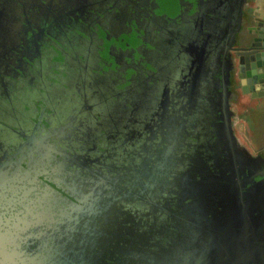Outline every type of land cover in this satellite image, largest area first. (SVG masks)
<instances>
[{"label":"flooded vegetation","instance_id":"flooded-vegetation-1","mask_svg":"<svg viewBox=\"0 0 264 264\" xmlns=\"http://www.w3.org/2000/svg\"><path fill=\"white\" fill-rule=\"evenodd\" d=\"M48 1L53 0H0V160L29 137L42 142L38 150L30 144L27 153H51L49 159H42L43 165L20 181L37 185L38 193L26 199L29 203H25L23 220L19 221L16 212L13 222L1 227L9 237L4 242L0 238V248L22 249L29 243L67 253L73 222L68 228V218L61 215L71 208V199L62 188L79 184L86 171L84 165L110 148L114 153L120 151V157L108 156L115 170L92 167L111 179L106 178L107 185L98 180L97 190H103V196L107 192L108 205L113 206L108 211L109 222L122 220L114 230L133 228L129 214L146 216L142 203L147 202L128 193L119 199L122 192L114 180L120 182L116 175L122 177L125 192L133 190L145 197L149 187L144 159L150 153L160 157L168 144L175 146L170 133L167 141L152 136L172 128L185 136L180 142L184 148L178 149L183 159L178 157L166 168L171 170L176 165L173 177L183 183H179L181 194L167 190L163 205L169 210L158 209V213L179 215L169 219L170 228L179 230L182 236L172 245L175 258H169L168 264H190L189 250L199 246L194 242L196 236L213 235L219 226L211 220L222 221L226 206L233 227L237 199L243 198V193L247 195L250 188L257 193L263 186L260 158L253 156L258 161H246L250 171L245 169V159L233 153L235 147L225 136V120L219 110L222 80L229 94L238 84L240 71L235 44L227 52L217 51L214 44L219 49L228 29L236 28L235 22L226 25V14H237L238 0ZM232 1L233 10L228 8ZM250 18L242 9L243 25L255 27L253 20L245 24ZM209 108L214 113H206ZM69 129L73 130L71 135ZM233 140L236 143V138ZM217 146L222 147L221 154H216ZM29 159L26 156L24 161ZM180 160L184 166H180ZM224 196L226 205L220 200ZM116 205L129 213L115 216ZM98 213L94 208L91 215L95 231L102 228ZM96 244H92L95 257L85 260L82 246L71 263L139 262L126 263L128 258L113 255L114 248ZM97 252L101 253L99 257ZM228 253L227 247L219 248L221 257ZM3 254L0 250V256ZM159 261L152 259L148 264ZM58 263L63 261L59 259Z\"/></svg>","mask_w":264,"mask_h":264},{"label":"water","instance_id":"water-1","mask_svg":"<svg viewBox=\"0 0 264 264\" xmlns=\"http://www.w3.org/2000/svg\"><path fill=\"white\" fill-rule=\"evenodd\" d=\"M234 3V1H232V3L230 2L228 8L233 10ZM237 5L236 15L234 12H228L226 14L228 17L226 25L232 26L235 22L236 28L231 29L230 27L228 29V37L225 41H222V45L219 49L215 44L214 46L217 51H221L222 49L224 52H227L228 47L230 48L235 44L233 46L235 59L237 60L240 73H244L242 78V92L250 93L252 98L264 97V21L250 18L245 24L254 20L256 22L258 21L257 25H255V27H246L245 25L244 32H241L243 31L241 26L244 24V22H241L244 0H238ZM222 82V99L221 105H219V110L225 120L223 125L224 129H226L224 130L226 134L225 136H228V139L230 138L231 143L235 147L233 153L238 152L242 155L245 159L244 167L246 170L250 171V166H248L249 164H247L246 161L253 162L258 160L244 154L233 140L235 137L231 127L228 92L225 87V80L223 79ZM213 98L215 97L213 96ZM196 106L198 105L196 104ZM209 111L211 114L214 113L210 108L206 113H210ZM169 129L168 132L164 133L166 135H159L155 132L156 135L152 136V138L167 141L170 139V133L175 141V146L172 144H168V147L165 146L160 157L148 152L150 154L144 159L145 165L143 167L144 174L146 173L147 176V186L149 187L145 197L137 191L128 190L125 192L124 188L126 187V181L122 177L120 178L116 175V178L118 177L121 180L120 182L118 179L117 181L114 180L117 182V189L122 192V196H120L119 199L123 198V193H128L130 196H137L147 202L145 204L142 203V206L144 205L142 209L147 211L146 216L142 214L132 216L129 214V217L133 220V228H130V230L118 231L114 229L117 228L116 226L120 225L122 220L116 221L115 219L113 224L112 222H109L108 211L112 209L113 206H111V204L110 206L108 205V200L106 199L107 192H105L103 196V190H97V188H99L98 180L106 184V178L110 181L111 179L108 178V175L103 174L101 169L96 170L92 167H102L103 170L109 172V170H115L116 166L111 164V159H108L109 153L105 154L107 160L102 153L103 156H96L97 158L95 157L92 159L94 164H91L92 161H90L88 164L84 165L86 171L80 176L79 184H74L70 187L68 186L67 189L62 188L63 192L69 195V199H71L68 203L69 206H71V208L68 206L70 208L69 213L74 214L70 217L67 212L68 217H70L68 218V228L70 222H73L71 224L73 232H68L70 235V244L67 247V253L60 248L56 249L51 246L33 247L28 243V246H23L22 249L17 247H14V249L12 248L11 250L0 248V250H3L4 252V257L0 256V264H59V259L63 261V264H72L71 262L76 258V252L79 253L82 246L84 259L89 261L91 257H95L96 250L92 249V244L94 242H97L96 245L103 246L104 248H114V252L116 253L112 254L117 259L124 257L128 258L126 263L131 262L129 260H136L139 261L138 264H148V261H151L152 259H160L157 264H168L169 258L172 260L175 258L171 253V251L174 250L172 245L174 242L178 243L181 241L182 236L179 230L170 228L169 219L172 215L174 217H179V215L170 212L165 216L164 214L162 215L158 213V209L169 210L163 205V202H165L166 196L168 195L167 190L171 191L174 195L176 193L181 194L179 183L181 184L183 182H178L177 177H173L174 170H177L174 169L176 165H174L173 168L170 167L172 174L170 173L171 170H168L166 167H168L170 163H174L178 157L183 159V156L179 155L178 149L184 148L181 147L182 143L180 142L182 140L184 141L183 137H185L184 134H181L182 132L179 129L174 131L172 128ZM69 133V135H71L73 130L69 129ZM177 135L178 142L175 139L177 138ZM41 142L42 141L38 140L36 137H29L27 138L26 143H23L22 146H19L10 155L5 154L0 160V229L1 227L10 224V222H13V219L16 218L15 216H18L19 221L23 220V217H26V211L23 212L24 209H26L25 203H29V198L36 196L38 193L37 185L32 186V184L30 185V182L28 185H23L20 181L27 179L28 175L33 172L34 168L36 170L38 165H43L51 156L50 152L43 154L40 152L38 153L37 151L38 155H31L32 152L27 153L28 149H30V144L32 147L36 145L34 149L38 150ZM23 146H26L27 148L24 150ZM187 146L188 149L192 150L190 144ZM213 146L215 148L216 145L213 144ZM217 147L218 149H215L216 154H221L222 147ZM32 149L30 151H32ZM53 150L54 149H51V151ZM19 153L21 155L20 157H17ZM195 153H198V150H196ZM112 154L110 155L116 156L114 152ZM26 156L30 158L28 161H24ZM117 156L120 157V153ZM42 159L46 160L43 162ZM220 161L221 160H218V162ZM259 163L264 165V160L260 158ZM179 164L180 166H184L182 160L179 161ZM163 165V170L159 171ZM31 166H33V168H31ZM223 166L226 167L227 165H220V167ZM87 168H89V170H87ZM140 179L144 180L142 177H140ZM251 181L253 183L254 179H251ZM260 183L263 186H260L259 192L255 193V190L250 188L252 192L249 189L247 195L243 193V198L240 197V199H237V205L234 212L235 225L233 227H231L233 224H229L230 215L229 209L226 206L224 209L222 208L225 212L222 216V221L216 223V221L211 220L213 225L217 224L219 226V229L217 227V230H215L211 236L209 234H199L196 236L194 242H198L199 246L197 249H192V247L189 250L188 258H190V264H236L238 262H240V264H264V180ZM216 193L218 194V191ZM27 198L28 200H26ZM226 198V196L220 198L221 204L223 203L226 205ZM2 199L4 200L2 201ZM31 201L32 199L30 202ZM117 201L123 202V200H118V198ZM131 201L134 202V199ZM122 207L123 206L119 205L114 207L115 216L117 215L120 218L124 216L123 214L129 213V210L123 212ZM94 208L99 211L97 216L99 223L102 226L98 231H95L92 228L94 217L91 215ZM239 208H243V210L240 211ZM78 211H80V214ZM16 212L18 213L14 216ZM6 214L7 216H3ZM77 214L81 217L80 225L77 224L79 221V218L76 219ZM215 219L217 220L218 218ZM134 220L137 221L135 225H133L135 223ZM51 223H53V221H51L50 224ZM226 223H228V226ZM110 225L114 227H108ZM8 237L9 235L7 233H2L0 231V238L3 242L4 239L7 240ZM221 246L222 248H224V246L227 247L229 251V253L223 257L219 255V248ZM199 250L201 253L197 252ZM100 254V252H97L96 257H99Z\"/></svg>","mask_w":264,"mask_h":264},{"label":"rangeland","instance_id":"rangeland-1","mask_svg":"<svg viewBox=\"0 0 264 264\" xmlns=\"http://www.w3.org/2000/svg\"><path fill=\"white\" fill-rule=\"evenodd\" d=\"M2 1V0H1ZM58 1H63V0H53V1H48L52 3H57ZM244 9V8H243ZM244 12L248 13L252 19H257L253 6H252V1L246 4ZM244 32V25L241 26ZM235 66V64H234ZM242 75L240 72L238 73L237 79H238V84L236 86L237 89H240L242 86ZM235 88V87H234ZM258 98H252L249 93H241L240 91L234 89L233 91V86L230 88V93L228 94V104H229V110L231 113V127L232 131L234 134V137L236 138V143L237 146L241 149V151L248 155V156H254L257 153V144H254L255 141V132L252 130V110L251 109H258L259 106L261 105L264 107V102L259 103L257 102ZM260 142V141H258ZM245 147V148H242ZM115 150L113 148L106 149L104 151L106 154H112ZM103 152V155L105 156ZM119 152H115V155L117 156ZM250 153V154H249ZM102 155V156H103ZM113 155V154H112ZM107 160V159H106ZM70 208H68L66 211H62L61 214H63L65 217L70 218L73 216V213H69ZM67 212L70 217H68Z\"/></svg>","mask_w":264,"mask_h":264},{"label":"crops","instance_id":"crops-1","mask_svg":"<svg viewBox=\"0 0 264 264\" xmlns=\"http://www.w3.org/2000/svg\"><path fill=\"white\" fill-rule=\"evenodd\" d=\"M250 1H252V6H253V9H254V12H255L257 19L264 21V0H247L245 2V6ZM245 6H244V9H245ZM249 17H250V15H249ZM246 18H248V17L246 16L244 18V20H246ZM257 22L254 21L253 25H257ZM234 89H236L238 91L241 90V88L237 89L236 87L235 88L233 87V91H234ZM257 98H258L257 99L258 104L264 102V97H257ZM251 110H252L251 115H253V118H252L253 129L252 130L256 134V136H255L256 142L254 144H257V152H256L257 154L254 155V157L261 158L264 160V107H262L260 105L258 109L253 108ZM258 141H260V142H258ZM242 148H245V147H242Z\"/></svg>","mask_w":264,"mask_h":264}]
</instances>
